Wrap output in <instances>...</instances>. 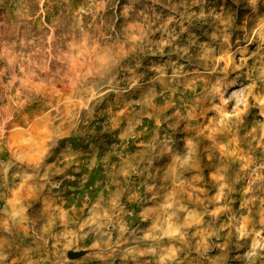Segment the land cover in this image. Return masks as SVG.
<instances>
[{"label": "rangeland", "instance_id": "1", "mask_svg": "<svg viewBox=\"0 0 264 264\" xmlns=\"http://www.w3.org/2000/svg\"><path fill=\"white\" fill-rule=\"evenodd\" d=\"M0 264H264V0H0Z\"/></svg>", "mask_w": 264, "mask_h": 264}, {"label": "bare ground", "instance_id": "2", "mask_svg": "<svg viewBox=\"0 0 264 264\" xmlns=\"http://www.w3.org/2000/svg\"><path fill=\"white\" fill-rule=\"evenodd\" d=\"M125 114V113H124ZM123 160V159H122ZM127 160V159H126ZM121 161V160H120ZM92 162V161H91ZM121 163V162H120ZM125 163H127V162H125ZM130 163V162H129ZM128 163V164H129ZM88 166V165H87ZM90 166V165H89ZM104 167V166H103ZM86 170V169H85ZM82 172H84V171H82ZM81 172V173H82ZM87 173V172H86ZM38 176V175H37ZM83 177V176H82ZM89 179V181L90 182H88V183H92L93 185L91 186V189L90 190H88V192L85 190V187H81V189H80V191H81V193H83V194H79V197L76 199V203H75V205H74V207H72V211H73V213H80V215H81V213L83 212L84 213V208L86 207V204L83 202V196L86 194L87 195V202L88 203H91L92 202V200H93V198L95 197L94 195V193H96V188H97V186H96V183H95V181L93 180V178L92 177H89L88 178ZM82 180H84V179H82ZM128 180V179H127ZM97 181V180H96ZM98 182V181H97ZM113 182V181H112ZM84 186L85 185H87L86 183H84L83 184ZM100 185V184H99ZM104 187V186H103ZM102 187V188H103ZM41 188H39V189H37V191H39ZM87 189V188H86ZM104 190H105V188H104ZM112 190V189H111ZM19 191V190H18ZM23 191V190H22ZM83 191V192H82ZM14 192V191H13ZM37 192L35 191V189L34 188H32V187H28V189H27V191L24 193V192H15V193H11V194H7L8 195V198H9V200H8V202H6V203H4V205H5V207H10V208H12L11 210L12 211H15V212H17L16 211V208H17V206H18V204H20L22 207H23V204H27V205H29V204H31V203H33V202H35L36 201V199H38V196H37V194H36ZM113 193V192H112ZM100 194V193H99ZM106 194V193H105ZM110 194V193H109ZM6 195V196H7ZM5 196V197H6ZM114 196V195H113ZM6 199V198H5ZM101 202H103V201H101ZM87 203V204H88ZM73 204H74V202H73ZM51 205V204H50ZM71 205V204H70ZM94 205V204H93ZM98 206V205H97ZM4 207V208H5ZM65 209H67V208H65ZM44 210V209H43ZM86 210V209H85ZM46 211V210H45ZM65 211V210H64ZM69 211V210H68ZM18 212H19V210H18ZM17 212V213H18ZM70 212V211H69ZM14 213V212H13ZM9 214V217L12 219V222H15V220L17 221V219L14 217V214ZM41 214L43 215V217H46V218H48V223H49V226L50 227H52L55 223H53V220H52V214L50 215V214H44V213H42L41 212ZM27 216V215H26ZM66 216V215H65ZM72 216V215H71ZM74 216V215H73ZM76 216V215H75ZM64 217V216H63ZM81 217V216H80ZM14 218H15V220H14ZM54 218V217H53ZM57 218V217H56ZM46 220V219H45ZM57 221V220H56ZM78 221V220H77ZM69 222H70V220H69ZM66 223V222H65ZM17 224V223H16ZM67 224V223H66ZM45 227V226H44ZM44 227H42V228H44ZM40 228V227H39ZM41 228V229H42ZM40 230V229H39ZM55 230V229H54ZM52 231V230H51ZM51 231H49V232H51ZM41 232H43V231H41ZM50 234V233H49ZM38 236V235H37Z\"/></svg>", "mask_w": 264, "mask_h": 264}, {"label": "water", "instance_id": "3", "mask_svg": "<svg viewBox=\"0 0 264 264\" xmlns=\"http://www.w3.org/2000/svg\"><path fill=\"white\" fill-rule=\"evenodd\" d=\"M83 254V252H76V251H69L68 255L71 258H77L79 256H81Z\"/></svg>", "mask_w": 264, "mask_h": 264}]
</instances>
